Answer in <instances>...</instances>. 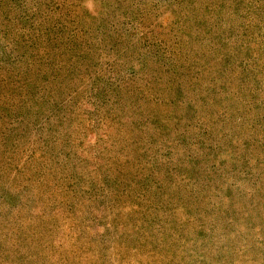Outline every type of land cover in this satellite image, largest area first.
I'll return each instance as SVG.
<instances>
[{
    "label": "rangeland",
    "instance_id": "rangeland-1",
    "mask_svg": "<svg viewBox=\"0 0 264 264\" xmlns=\"http://www.w3.org/2000/svg\"><path fill=\"white\" fill-rule=\"evenodd\" d=\"M0 264H264V0H0Z\"/></svg>",
    "mask_w": 264,
    "mask_h": 264
}]
</instances>
